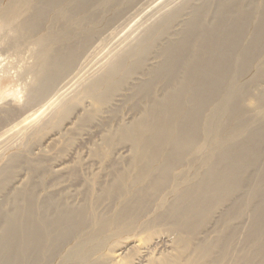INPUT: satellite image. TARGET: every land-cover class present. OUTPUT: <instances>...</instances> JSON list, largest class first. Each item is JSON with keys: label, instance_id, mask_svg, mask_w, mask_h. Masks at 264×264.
Returning a JSON list of instances; mask_svg holds the SVG:
<instances>
[{"label": "bare ground", "instance_id": "6f19581e", "mask_svg": "<svg viewBox=\"0 0 264 264\" xmlns=\"http://www.w3.org/2000/svg\"><path fill=\"white\" fill-rule=\"evenodd\" d=\"M115 1L0 0V30L17 33L15 46L29 38L38 47L28 107L0 123V191L29 159L20 160L25 140L55 115L90 107L101 120L127 97L147 102L107 137L130 144L132 171L101 200L37 202L27 185L9 208L0 199V264H170L184 255L182 264H264V87L245 81L264 58V4L248 0L246 13L232 0H141L101 25ZM110 199L118 206L100 210ZM244 204L252 220L242 250ZM158 220L177 236L172 260L145 246Z\"/></svg>", "mask_w": 264, "mask_h": 264}, {"label": "rangeland", "instance_id": "374dc122", "mask_svg": "<svg viewBox=\"0 0 264 264\" xmlns=\"http://www.w3.org/2000/svg\"><path fill=\"white\" fill-rule=\"evenodd\" d=\"M117 1H119L118 4L105 15L101 25H105L117 14L122 13L130 5L136 4L141 0H116L115 2ZM232 1L238 6L242 5L243 12L247 13L252 9V4H247L248 0ZM254 2L259 5L264 4V0H254ZM44 31L45 29L39 34ZM0 33V35H4L0 36V123H3L28 107L26 95L32 83L31 81H33V74L30 71L35 64L38 47L29 38L22 40L20 47L15 46L14 39L17 38V33H10L9 35V33L5 34L1 30ZM166 35H158L160 37L159 41L162 39L161 46L165 44ZM245 81L254 82L252 85L258 83V87H264V58H261L260 61L258 58L255 67L251 69V74L246 77ZM160 84L157 86V91L162 93L163 91L161 92V90H163L164 84ZM154 91L156 92V88ZM251 93H253L252 89ZM250 97L254 96L249 95L248 98L250 99ZM146 105L147 102L127 97L120 101L119 105L114 106L107 113V117L101 120L98 119L99 117L96 114H92V108L90 109V107L86 108V111H80L81 114L78 113V109H75L68 116H61V113H59L49 121L47 120L48 122H45L38 136L34 134L36 136L34 138L33 134H31L33 137L30 135L25 140L29 143L27 145V151H29L27 155L20 157V160L29 158L27 162L16 163L12 171L7 175V180L0 191V199H2L4 206L7 208L11 206V202L7 199L14 197L19 190L24 188V185L31 186L37 202H42L46 198L52 197L60 205L62 201L63 205L82 207L85 203H88V198L91 196L101 200L104 196L103 190L115 182L116 175L119 172H125L130 169V159L133 154L127 141L114 137L109 142L107 137L117 127L138 119L142 113L143 106ZM83 106H85V103L81 107ZM102 110L105 109L103 108ZM78 114L80 115L78 116ZM31 142H36L34 143L35 146ZM37 146L38 149L35 148ZM60 166H64L67 169L55 171L58 168L61 169ZM129 171H132V168ZM252 181L254 183L257 179L253 178ZM251 194L252 190L249 189L248 193H246L247 199L244 198V200L248 201ZM113 201L114 199L107 200L100 206L102 208L99 207V209L108 212L111 208H116L119 202L113 205ZM246 207L248 208V204L242 206V211L245 213L241 214L236 220L239 226L238 246L242 250L250 247V244H245V241L246 230L252 220V215L250 209L246 210ZM155 215L156 209H153L143 219L149 221ZM168 223L167 220L156 221L150 227V231H145L142 237L148 239V244L145 246L151 250L153 249L155 254L160 249L159 251H163L162 258L172 260L180 254V247L176 241L177 236L173 233H168ZM1 230L2 225L0 224V232ZM184 235L189 237L191 233L187 231ZM169 238L170 240L166 241ZM118 243L117 249L126 245L131 247L134 245V240L125 243L120 241ZM164 243L167 245L164 246ZM187 256L184 255L181 259L173 260L170 264H182L185 261L183 258ZM60 259L56 257L50 264H60ZM261 259H264V247ZM124 264H127V262L125 261Z\"/></svg>", "mask_w": 264, "mask_h": 264}]
</instances>
